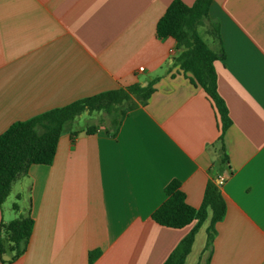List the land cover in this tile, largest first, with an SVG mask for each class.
<instances>
[{
  "label": "crops",
  "instance_id": "1",
  "mask_svg": "<svg viewBox=\"0 0 264 264\" xmlns=\"http://www.w3.org/2000/svg\"><path fill=\"white\" fill-rule=\"evenodd\" d=\"M173 1L0 0V135L77 99L159 78L117 136L105 125L67 132L52 164L32 165L14 184L0 229L26 212L35 226L26 252L0 264H164L195 225L153 219L167 185L179 180L198 208L221 176L226 216L207 246L209 210L186 264H264V0L210 7L224 47L218 90L232 121L224 141L214 102L173 64L176 40L157 33Z\"/></svg>",
  "mask_w": 264,
  "mask_h": 264
},
{
  "label": "trees",
  "instance_id": "2",
  "mask_svg": "<svg viewBox=\"0 0 264 264\" xmlns=\"http://www.w3.org/2000/svg\"><path fill=\"white\" fill-rule=\"evenodd\" d=\"M214 0H196L193 5L183 0H174L157 24L160 37H172L177 42L173 64L185 74H191V81L201 86L215 104L221 122V140L232 121L228 106L218 90V77L215 62L223 53L221 26L219 21L210 16V7ZM220 49H214L208 43L200 28ZM159 78L149 81L145 86L136 83L103 91L91 96L77 99L67 105L39 113L29 119L14 122L0 135V205L11 195L14 184L29 173L34 164H52L55 160L59 141L63 134L71 132L72 136L85 129L89 134L97 132L99 125H105L111 136H117L122 124L130 113L140 104H146L156 90ZM83 113L106 115L104 124H90L78 130L72 126ZM222 162L228 159L223 144ZM166 200L153 212V219L161 225L182 228L195 222L191 231L172 251L164 264H186L192 251L196 235L212 210L211 223L207 229V246L212 245L216 235V224L222 221L227 213L226 199L219 184L209 180L203 202L196 208L187 202L186 193L179 180L171 181L166 187ZM19 209L18 205H14ZM35 220L30 212L20 213L10 222L2 223L0 229V261L6 254L11 260L21 257L27 250ZM101 251L90 253L92 263Z\"/></svg>",
  "mask_w": 264,
  "mask_h": 264
},
{
  "label": "rangeland",
  "instance_id": "3",
  "mask_svg": "<svg viewBox=\"0 0 264 264\" xmlns=\"http://www.w3.org/2000/svg\"><path fill=\"white\" fill-rule=\"evenodd\" d=\"M201 33L204 37V39L208 43H212L213 39L212 37L206 32L205 27L200 28ZM106 115L102 113H95L93 115H89L88 113H83L79 118L76 119L74 122L72 129L73 130H78L83 127H86L90 124H104V120L106 121ZM15 200L14 198V192L11 194V196L8 198V200L4 203L6 205V209L8 210L9 206H12V202Z\"/></svg>",
  "mask_w": 264,
  "mask_h": 264
},
{
  "label": "built area",
  "instance_id": "4",
  "mask_svg": "<svg viewBox=\"0 0 264 264\" xmlns=\"http://www.w3.org/2000/svg\"><path fill=\"white\" fill-rule=\"evenodd\" d=\"M140 70H144V67H141ZM225 181H226V177L221 176V177H219L218 184L223 185L225 183Z\"/></svg>",
  "mask_w": 264,
  "mask_h": 264
},
{
  "label": "water",
  "instance_id": "5",
  "mask_svg": "<svg viewBox=\"0 0 264 264\" xmlns=\"http://www.w3.org/2000/svg\"><path fill=\"white\" fill-rule=\"evenodd\" d=\"M6 259H9V257L6 255Z\"/></svg>",
  "mask_w": 264,
  "mask_h": 264
}]
</instances>
